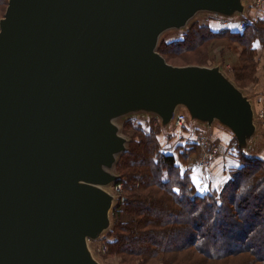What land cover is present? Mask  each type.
Returning a JSON list of instances; mask_svg holds the SVG:
<instances>
[{
    "label": "water",
    "instance_id": "95a60500",
    "mask_svg": "<svg viewBox=\"0 0 264 264\" xmlns=\"http://www.w3.org/2000/svg\"><path fill=\"white\" fill-rule=\"evenodd\" d=\"M247 0H9L0 20V264H103L120 120L156 117L259 135L250 96L221 65L174 66L164 35L201 13L235 19Z\"/></svg>",
    "mask_w": 264,
    "mask_h": 264
},
{
    "label": "trees",
    "instance_id": "16d2710c",
    "mask_svg": "<svg viewBox=\"0 0 264 264\" xmlns=\"http://www.w3.org/2000/svg\"><path fill=\"white\" fill-rule=\"evenodd\" d=\"M8 5L9 0H0V20ZM259 13L264 9H250V25L244 30L237 25L240 31L217 32L194 24L178 40L162 39L159 52L175 66L225 67L230 62V78L244 90L261 79L264 17ZM225 38L231 40L226 47L217 45ZM250 98L257 112L264 96ZM126 122L124 131L132 127ZM189 127L188 122L177 129L188 133ZM202 128H193L192 140L177 146L176 155L162 151L153 130L138 128L129 138L116 166L123 197L114 206L111 229L100 239L108 247L105 260L116 256L120 264H264V158L241 151L233 133L208 127L211 141L229 153L221 172L212 169L215 161L201 168L202 148L193 139ZM189 176H199L209 190L197 192Z\"/></svg>",
    "mask_w": 264,
    "mask_h": 264
},
{
    "label": "rangeland",
    "instance_id": "374dc122",
    "mask_svg": "<svg viewBox=\"0 0 264 264\" xmlns=\"http://www.w3.org/2000/svg\"><path fill=\"white\" fill-rule=\"evenodd\" d=\"M249 1V0H247ZM252 11H253V8H251ZM247 11V10H246ZM262 15V17H264V13H259V15ZM243 15H240L238 16L237 18L235 19H225V18H220L218 16H215V15H211V14H207V13H201L200 15H198L194 20H192L189 24V26L185 29V30H182V31H170V32H167L163 39L165 41H171V40H178L180 39L184 33H186L189 28L191 26H193L194 24H201V25H205V26H212L213 29L217 32H226V31H238L239 29L237 28V25H238V22H239V19H242ZM240 31V30H239ZM231 40H229V38H225V39H219L217 40V45L221 46V47H226L227 44L230 42ZM233 44V43H232ZM235 46V45H234ZM260 58H261V63L259 65V71L261 70L262 71V65L264 63V46H262V49L260 50ZM238 56V54H237ZM188 62H191V59L188 61ZM184 61H178V64H183ZM191 63H194V62H191ZM175 66V65H174ZM177 66H180V67H184L182 65H177ZM185 66H190V65H185ZM227 67H222L223 71L225 73H227L229 76H233V65L232 63H227L226 64ZM228 66L231 67V69H228ZM238 86H240L238 84ZM243 86V85H242ZM264 87V79L260 80V82L258 83H255V84H252V85H246L243 89L244 91L247 93H250L251 94V91L252 89H255L257 88V90H260ZM255 101V99H254ZM264 104H262L261 106H258V104H256V108L258 109L257 111H260L262 108H263ZM255 107V106H254ZM255 109V108H254ZM256 112V110H255ZM189 118V117H188ZM123 120V119H122ZM120 120V122H118L121 126H122V133L124 136L128 137V138H131L134 134L137 133V129L138 128H143L145 131H151L153 130L159 137V141H160V144H161V149L163 152L165 153H168V154H175L176 153L178 154V152L176 151V147L179 146V145H184L185 143L189 142L190 140H192V137H191V134L190 132L194 131L193 128L195 127H203L202 130L203 131H207V133L209 132V134H211V130L209 131V128L206 127L205 125H203L202 123L200 122H192L190 121V119L188 120L189 122V125L191 130H188L189 132L186 133V131H183V130H178L176 127H173V126H170L168 128H166L164 131L162 130L161 132V124L159 125L158 124V121L154 118H151V117H145V116H132L130 117H127L126 119H124L123 121ZM126 121H131L132 122V127L127 129L126 131H124V126L125 124L127 123ZM213 127L216 129V130H221L223 132H226L228 136H232L230 132V130H228L227 128L221 126L218 122H216ZM258 130H260L262 132V136L260 137V139H257V141H259L257 147L252 151L254 145H256V139L253 140L252 143H250L249 147H248V154L252 155V156H260V157H263L264 158V145H261V142L264 141V130L261 128ZM195 138L194 137V141H195ZM229 138V137H227ZM176 152V153H175ZM223 156H225V152H223ZM229 153V152H228ZM227 153V154H228ZM202 154V152H201ZM261 154L263 156H261ZM179 156V155H178ZM219 157H217L216 159H218ZM215 159V160H216ZM214 160V161H215ZM213 162V161H212ZM211 162V163H212ZM118 173V171H117ZM203 173V171L201 172V174ZM120 174V173H119ZM121 175V174H120ZM203 175L200 176V178L202 177ZM198 179V181L200 180L199 179V176L196 178ZM99 242H93V245L94 244H98ZM117 258L119 259V257H113V258H109L110 262L107 260V262L111 263V264H116L118 263V260ZM120 260V259H119Z\"/></svg>",
    "mask_w": 264,
    "mask_h": 264
},
{
    "label": "built area",
    "instance_id": "2783aa9c",
    "mask_svg": "<svg viewBox=\"0 0 264 264\" xmlns=\"http://www.w3.org/2000/svg\"><path fill=\"white\" fill-rule=\"evenodd\" d=\"M253 9H264V0H249L247 1V11L246 14L242 17V19H239L238 22V28L240 30L246 29L249 25L251 20L248 18V11ZM226 19V18H225ZM230 20V19H228ZM227 67V66H225ZM224 69V68H223ZM228 69H231V67L228 66ZM188 114L184 110H179L175 116L173 127L182 129L187 123L190 118H188ZM158 121V124H161V121L156 117H151ZM123 121V120H122ZM120 122V121H119ZM256 123L257 127L259 129L264 130V107L256 112ZM122 127V126H121ZM195 142L198 143L202 148V154H201V162L200 167L206 168L210 165L212 161H214L217 157L220 155H223L222 150L220 146L217 143H213L209 137V134L207 132L201 131L195 138ZM108 190L117 198V201L123 197L124 192V184L122 182H116L112 184ZM116 201V202H117ZM93 242L96 241H90V247L92 248L95 255L103 262V264H111L107 262L103 257L107 254L108 247L107 244L102 243L101 240H98L99 242L97 245ZM118 263L120 264L119 259L117 258Z\"/></svg>",
    "mask_w": 264,
    "mask_h": 264
},
{
    "label": "crops",
    "instance_id": "0c3cea01",
    "mask_svg": "<svg viewBox=\"0 0 264 264\" xmlns=\"http://www.w3.org/2000/svg\"><path fill=\"white\" fill-rule=\"evenodd\" d=\"M262 66V71L260 70L259 71V73H258V75H259V77L261 78L260 80H262V79H264V63L263 64H261ZM248 93V92H247ZM251 97H253L254 98V96H255V94L256 95H259V96H264V87L262 88V89H260V90H255V91H251V94L250 93H248ZM261 104H264V100H262V102H261ZM264 107V106H263ZM262 136V132L259 130V135H258V137L256 138V145H254V147H253V149H252V151L257 147V145L259 144L258 142L259 141H257V139H260V137ZM261 145H264V141L263 142H261ZM258 148V147H257ZM223 153V152H222ZM224 154V153H223ZM228 156H227V154H225V156H223V155H220V158H218V160L216 161L215 160V163L213 164V167H212V169L214 170H216V172H221V170H222V165H224V158H227Z\"/></svg>",
    "mask_w": 264,
    "mask_h": 264
},
{
    "label": "snow or ice",
    "instance_id": "6c2138e0",
    "mask_svg": "<svg viewBox=\"0 0 264 264\" xmlns=\"http://www.w3.org/2000/svg\"><path fill=\"white\" fill-rule=\"evenodd\" d=\"M189 180L191 182L192 187H194L197 192L203 194L204 192L209 190V186L204 184L202 180L198 182V179H193L191 176H189ZM173 190L179 192V189H173Z\"/></svg>",
    "mask_w": 264,
    "mask_h": 264
}]
</instances>
